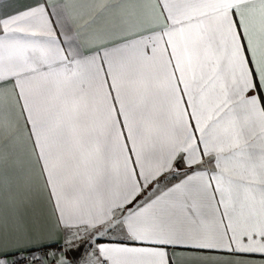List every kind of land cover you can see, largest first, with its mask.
I'll use <instances>...</instances> for the list:
<instances>
[{
  "label": "snow or ice",
  "instance_id": "obj_1",
  "mask_svg": "<svg viewBox=\"0 0 264 264\" xmlns=\"http://www.w3.org/2000/svg\"><path fill=\"white\" fill-rule=\"evenodd\" d=\"M0 264H264V0H0Z\"/></svg>",
  "mask_w": 264,
  "mask_h": 264
}]
</instances>
